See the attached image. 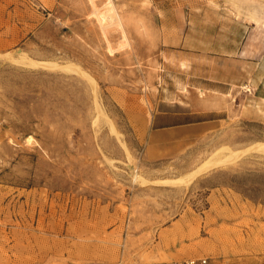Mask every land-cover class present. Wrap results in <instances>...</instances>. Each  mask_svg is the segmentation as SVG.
<instances>
[{"label": "rangeland", "instance_id": "obj_1", "mask_svg": "<svg viewBox=\"0 0 264 264\" xmlns=\"http://www.w3.org/2000/svg\"><path fill=\"white\" fill-rule=\"evenodd\" d=\"M0 1V264H264V0Z\"/></svg>", "mask_w": 264, "mask_h": 264}, {"label": "bare ground", "instance_id": "obj_2", "mask_svg": "<svg viewBox=\"0 0 264 264\" xmlns=\"http://www.w3.org/2000/svg\"><path fill=\"white\" fill-rule=\"evenodd\" d=\"M11 58H12V56H11ZM27 60H24V62L25 61H26L25 63L29 62L33 66L40 67L39 65H42L44 67H49L50 69L51 68L59 69V70L60 69H62V70H64V69H72L73 71H76L77 73L81 72V70L78 67L73 66V65H71V66L70 65H58V64H53V63H49V62H38V61H35V60H31V59L29 61H27ZM19 62H21V61H19ZM29 63H28V65H29ZM112 130L116 133L114 128ZM123 145H125V144H123ZM226 150H227V148H226ZM221 152H223V151H221ZM221 152H218V153H221ZM255 152L264 153V142L256 143V144H254V145H252V146H250V147H248L246 149L240 150V151L230 152L229 155L226 156V158H222V159L219 158L218 160H215V158L214 159H210V160L206 161L205 163H203L197 170H195L194 172L189 174V176L184 177V178L175 179V180H167V181H164L163 183L166 184V185H171V186H176V187L192 183V181L194 179H196L197 177H199L200 175H202L204 173H207V172H209V171H211L213 169H216V168H219V167H222V166H225V165H229V164L235 163V162L239 161L240 159H242L244 156L249 155L251 153H255Z\"/></svg>", "mask_w": 264, "mask_h": 264}, {"label": "crops", "instance_id": "obj_3", "mask_svg": "<svg viewBox=\"0 0 264 264\" xmlns=\"http://www.w3.org/2000/svg\"><path fill=\"white\" fill-rule=\"evenodd\" d=\"M1 9H2V5L0 1V55H5V54L10 53V50L17 46V38H16V35L14 38H12L11 36V33H10L11 24L3 23V16L1 13ZM8 24H9V29L5 27ZM189 217H197V216L194 215V216H189Z\"/></svg>", "mask_w": 264, "mask_h": 264}, {"label": "built area", "instance_id": "obj_4", "mask_svg": "<svg viewBox=\"0 0 264 264\" xmlns=\"http://www.w3.org/2000/svg\"><path fill=\"white\" fill-rule=\"evenodd\" d=\"M119 264H123V262H120ZM187 264H207V260L206 259H202V260H191L189 261Z\"/></svg>", "mask_w": 264, "mask_h": 264}]
</instances>
